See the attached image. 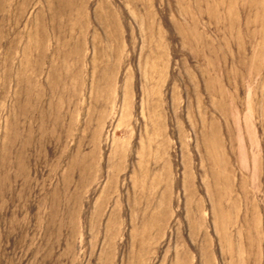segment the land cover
<instances>
[{
	"label": "rangeland",
	"instance_id": "1",
	"mask_svg": "<svg viewBox=\"0 0 264 264\" xmlns=\"http://www.w3.org/2000/svg\"><path fill=\"white\" fill-rule=\"evenodd\" d=\"M0 264H264V0H0Z\"/></svg>",
	"mask_w": 264,
	"mask_h": 264
}]
</instances>
